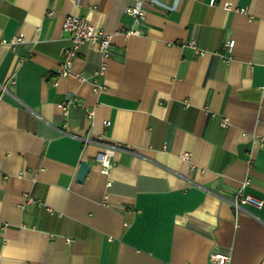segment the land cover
Here are the masks:
<instances>
[{"label":"crops","instance_id":"crops-1","mask_svg":"<svg viewBox=\"0 0 264 264\" xmlns=\"http://www.w3.org/2000/svg\"><path fill=\"white\" fill-rule=\"evenodd\" d=\"M135 1L0 0V264H264V0H146L134 25ZM67 15L140 34H113L104 60L83 44V81L59 77ZM246 179L263 205L235 211Z\"/></svg>","mask_w":264,"mask_h":264},{"label":"built area","instance_id":"built-area-1","mask_svg":"<svg viewBox=\"0 0 264 264\" xmlns=\"http://www.w3.org/2000/svg\"><path fill=\"white\" fill-rule=\"evenodd\" d=\"M74 3H77L78 0H73ZM146 0H137L131 5H128L124 8V13L132 18V22L134 25L139 24L144 20L145 13L142 7V3ZM215 4V0H209V5L212 6ZM226 9H229V5H224ZM51 12L47 13V15H50ZM61 25V29L63 32L69 34L70 38V45L69 47H63L61 49V55H62V61L59 65H57V68L55 69V74L59 77H75L76 79L83 81V77L80 74L75 73L72 71V61L78 56L79 49L83 44H90L94 45L98 48L102 60L106 59L110 54V47H111V37L113 34L121 33L124 36H132V35H139V31L134 28H127V29H118L114 31L113 33H107L104 31H101L99 29H96L91 23H89L85 18L75 16V15H67ZM24 39L19 36L12 37L9 41L2 40V44L8 45L12 50L15 49V46H17L20 43H23ZM234 42L232 40H227L222 45L223 47V53L222 58L225 64H228L232 60V48H233ZM189 46L195 48L194 43L190 42ZM196 53L201 54V51L199 49H195ZM106 69V63L103 61L100 69L95 73L96 75H103L104 71ZM7 84L10 86H13L15 84V81L13 78H10L7 81ZM92 86V92L96 93L100 90H102V86L99 85L95 80L91 83ZM1 90H5V86H1ZM77 100L75 98H71L57 104V107L62 111L63 115H66L68 112V107L71 104H75ZM92 112H88V117L91 118ZM108 121L103 122V126L108 127L109 126ZM222 126L227 125V119H222L221 122ZM100 139V136L98 137ZM86 141V139H84ZM259 143L261 146L264 145V140L260 139ZM115 154V148L114 146L104 145L101 150L97 152L95 155V161L100 166L101 174L108 175L110 169L113 166V158ZM19 176H22V173H19ZM107 185H109V182H107ZM249 185V180L246 179L242 181L240 187L237 189V191L233 194L232 198L229 200V206L233 208V210L237 211L240 207H243L245 205L251 206L252 208L259 209L263 205V201L255 196H253L250 193L245 192V188ZM28 201L31 199L28 197V195H23ZM106 198V196H105ZM210 259L213 261V263L217 264H228L229 257L227 255L223 254H212L210 256Z\"/></svg>","mask_w":264,"mask_h":264},{"label":"water","instance_id":"water-1","mask_svg":"<svg viewBox=\"0 0 264 264\" xmlns=\"http://www.w3.org/2000/svg\"><path fill=\"white\" fill-rule=\"evenodd\" d=\"M89 170H90V166L88 165V163L82 161L79 165L77 174H75L76 175L75 181L77 183H83Z\"/></svg>","mask_w":264,"mask_h":264}]
</instances>
